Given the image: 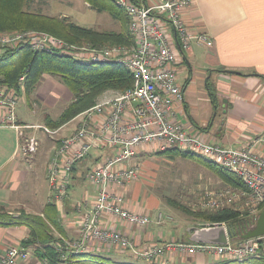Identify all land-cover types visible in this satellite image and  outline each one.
<instances>
[{"label":"built area","instance_id":"1","mask_svg":"<svg viewBox=\"0 0 264 264\" xmlns=\"http://www.w3.org/2000/svg\"><path fill=\"white\" fill-rule=\"evenodd\" d=\"M192 2L157 0L139 5L132 0H116L128 17L129 44L77 47L42 32L0 30V53L27 44L34 51H60L85 63L116 62L133 77L130 87L105 90L94 105L79 113L77 128L60 139L48 160L47 201L60 206L77 162L84 159L94 146L113 149L111 156L96 162L86 173L95 193L91 200L83 199L81 205L86 207L85 210L79 208L76 216L78 238L70 241L61 237L62 243L56 246L63 260H67L69 254L89 252L99 245L107 249H130L147 260L171 251L239 262L264 257L262 235L235 238L224 223L211 225H225L226 243L157 240L146 247L113 223L112 218L118 219L141 231L151 222L161 225L170 219L171 215L162 211L151 218L147 213L131 211L126 206L124 190L139 174V165L132 159L147 144H154L160 151L177 148L198 153L216 161L241 180L243 188L226 186L206 191L203 207L209 211L233 205L237 209L246 208L254 215L264 202V155L251 148L264 144V134L253 138L249 146L226 148L189 133L177 119L175 104L181 103L184 95L182 85L177 81L179 51L171 39V31L175 33L181 50L191 49L193 43L212 45V40L204 32L190 30L182 20L183 10ZM17 82L20 90L0 84V124L17 123L15 110L24 89L25 74L19 76ZM43 129L48 134L55 133L45 126ZM27 138L20 142V150L25 155L34 153L38 147L37 137L28 135ZM31 257L35 259L34 264H50L47 258L33 257L30 249L19 243L7 246L0 256V264L27 263Z\"/></svg>","mask_w":264,"mask_h":264},{"label":"crops","instance_id":"2","mask_svg":"<svg viewBox=\"0 0 264 264\" xmlns=\"http://www.w3.org/2000/svg\"><path fill=\"white\" fill-rule=\"evenodd\" d=\"M155 1L157 0H146L145 3L150 4ZM36 5L37 11L42 7L48 15L60 13L62 16L72 18L75 24L83 27L127 31L129 34L128 17L124 11L120 16L121 20L108 11H97L85 0H45ZM96 13L102 15L101 19ZM181 17L190 30L204 32L212 40V45L193 43L191 49L181 50L176 42L175 33L171 31V39L179 51L176 64L177 81L182 85L184 95L183 101L175 104L177 119L189 133L211 144L231 148L251 145L253 138L264 134V0H193L190 6L183 10ZM47 75L49 74L42 76L35 92L31 95L40 100V106L49 102L45 89L50 87L48 86L50 83L47 85L45 81L41 83L43 79L48 81ZM53 86L52 89L56 91L66 88L60 83ZM21 95L15 111L17 122L20 125H38L40 119L36 109L30 108L29 114L32 120L24 118L26 111L21 101L27 105L28 99L23 91ZM79 119L80 116L76 115L55 129L57 135L50 136L53 143L51 147L48 144L42 146L43 131L34 128L23 129L25 134L37 137V150L41 145L42 150L47 149L50 152L42 163L36 161L38 155L30 159L29 155H23L20 150L22 138L18 129L0 124V209L15 215L17 210L22 208L43 215L49 194L46 180L48 160L60 139L77 128ZM147 146L156 147L154 144H147L138 151L133 160L139 157ZM251 148L264 155V144L252 145ZM112 152L113 149L107 146H94L89 154L78 162V166L75 165L70 188L61 210L63 236L73 240L78 238L76 216L80 210L86 209L81 205L83 199L91 200L95 193V187L87 180L86 173L93 163L111 156ZM86 160L91 162L90 166L87 165ZM203 160L195 163L213 175L208 165H202L205 161ZM140 171L139 168L138 177L124 190L126 206L131 211L147 213L154 218L158 211L165 209L163 199L148 191L145 187L148 178L144 179ZM40 178L42 181L44 179L48 189L47 196L44 197H40L37 192ZM212 179L224 184L218 176L213 175ZM86 182L89 187H84L83 184ZM112 219L115 226L129 235L133 233L136 238H140V233L142 236L140 239L144 242L148 238L155 239L154 234L162 231L160 227L164 226L151 222L144 230L139 231L121 220ZM28 231V228L21 225H0V256L8 245L21 244L20 242L28 236ZM91 251L104 252L99 247H94ZM105 251L108 253L112 249ZM32 254L33 257L36 256ZM34 261L35 259L32 258L30 262L20 264H34ZM197 262L204 264L203 260Z\"/></svg>","mask_w":264,"mask_h":264},{"label":"trees","instance_id":"3","mask_svg":"<svg viewBox=\"0 0 264 264\" xmlns=\"http://www.w3.org/2000/svg\"><path fill=\"white\" fill-rule=\"evenodd\" d=\"M28 1L31 3V0H0V30H25L30 28L45 30L63 37L69 40L71 44H76L77 46L90 44L101 47L131 43L127 31L83 27L72 22L68 16L45 15L38 11L26 9L24 7L28 5ZM85 1L89 2L97 11H108L112 16L120 19V16L124 13L118 7L116 0ZM132 1L139 5L146 4V0ZM22 74H25L23 93L28 101L31 99L32 93H34L38 82L44 74L57 76L72 94V100L56 118H52L49 115L46 116L45 125L51 130L58 129L76 115L94 105L97 98L105 90H124L130 87L133 81L132 74L116 62L85 63L70 54L60 51H34L27 44L8 48L0 53V84L14 86L17 90H20L17 79ZM212 99L215 102L214 96ZM163 151L184 152V154L182 153L184 156H189V153H191L177 148ZM172 155H175V153ZM202 158L207 162L209 161L204 156ZM209 164L208 167L226 184L223 187L228 186L238 189L244 187L241 180L224 167L218 164H215V166H210ZM262 207H264V202L258 206V211ZM182 209L188 212L184 207ZM45 210L47 211L41 215L20 208L14 215L12 212L0 209V225H21L28 228V236L20 242L21 245L26 248L32 246L33 252H31L38 258H47L50 264H73L80 255L93 259L102 257L100 253L89 251L69 254L67 260H63L61 257L62 253L56 249L59 242H56L53 236L56 232L60 237H65L61 234L63 233L61 226L62 208L58 207L56 203L47 201ZM250 216L252 214L246 208L237 209L233 205L214 212H207L205 216L203 215L204 219L210 222H226L227 227L233 234H235L233 232L234 227L245 226ZM258 260H262L258 264H264V257Z\"/></svg>","mask_w":264,"mask_h":264},{"label":"rangeland","instance_id":"4","mask_svg":"<svg viewBox=\"0 0 264 264\" xmlns=\"http://www.w3.org/2000/svg\"><path fill=\"white\" fill-rule=\"evenodd\" d=\"M40 1L45 2V0H33V2L30 4V2L28 1L27 2L28 5H25L24 8L30 9L31 11L32 10L37 11L36 4H38ZM64 8L67 9V7H64ZM38 12L48 15L46 11L44 10V8L42 7H39ZM56 14L57 16H62V14L60 13H56ZM96 14H97V17L101 19L102 15H100L99 13H96ZM69 19L72 21V18L69 17ZM3 30L42 32V33H46V34H50L55 37H58L64 40L65 42L71 44L69 40L63 37H59L45 30H38V29H32V28L25 29V30H21V29H12V30L3 29ZM74 46H77V45L75 44ZM79 46L88 47V46H93V45L84 44V45H78L77 47ZM94 47H97V46H94ZM47 76L49 77L48 81L50 82L43 79L41 83L43 81L46 82V85L50 83L48 85L50 87H48V89H45L46 92L42 88L43 92H45V94H48L46 97L50 103L48 102L40 106V100H38L35 96L34 97L32 96L29 101H26L27 105H25L24 101H21V103H23L22 107L26 111V114H27V116H25L26 114L24 115L25 119L32 120L29 114L31 113L30 108L36 109V113L40 119L38 123L39 126L35 124L34 127H27L28 125L30 126L31 124L20 125V123L18 122H17L18 124L16 122L15 124L9 123L7 124V126H11V127L18 129L19 135L24 128L26 129L34 128V129L41 130L45 132V134L42 132V135H43L42 146H47L48 144L51 147L53 143L50 140L51 139L50 136L55 137L57 135V132L54 130L55 133H52L49 136V134L43 129V126L47 127L45 125V118L47 115H49L52 118H56L61 113L62 109L72 100V94L67 88H64V90L61 88L62 91L58 89H57L58 91H56L54 88L52 89V87H54L53 84H57V83L62 84V83L60 82L57 76H53V75H47ZM1 111L2 110L0 108V120H1ZM28 135L29 134H25L23 132V135L20 136V138L24 139L26 137V140H27ZM39 144H40V139H39ZM40 146L41 145H39L38 150L41 149ZM226 148H229V147H226ZM38 150L37 152L35 151L34 153L31 152L28 158L29 159L31 157L36 158V156L38 155L39 158H37L36 161H39L42 163L44 161V157L48 158L50 152L47 149H45L46 151L42 149L41 151H38ZM180 150L187 151L183 149H180ZM173 153H175V155H172ZM182 153L184 154V152ZM182 153L179 151L164 152V151H160L157 147L147 146V149L140 156L138 155L139 157L135 158L134 160L132 159L133 160L132 162H135L136 164L138 163L139 168L141 170L140 173L143 175V178L144 179L148 178L147 183H146L147 185H145L148 191L162 197L161 199H163L165 209H162L160 211H162L165 214L171 213L170 219L166 220L165 223H163L165 227L164 226L160 227V229L162 230L160 231L161 233L160 232L156 234L153 233L155 235V239L148 238V240H146L145 242L142 241L140 243L139 241H141L140 238H142V236L139 233L140 238L137 239V243L142 246L146 247V246L151 245L152 243H157V240H160V241L189 240L188 232L186 231V228L191 225L192 226H208L213 223H224L225 225H227L226 222H210L204 219L203 217V215L205 216V213L207 212H214L211 210L209 211L208 209L203 207L205 192L209 190L219 189L223 187L224 184L217 180L213 181L214 180L212 179L213 175L215 177L218 176L214 171H212L213 175L209 172L207 173L206 170L201 169L202 167L198 165L197 163H195L196 161L201 162L203 160L202 155L191 152L192 154L189 153V156H184ZM23 155L25 154L23 153ZM206 159H208L209 161L207 162L206 160L205 161L203 160L204 161V163H202L203 166L208 165V163H210L209 164L210 166L211 165L215 166V164H217L216 161L210 158L206 157ZM85 162L87 163V165L89 166L91 165L90 161L86 160ZM78 164L79 163H77L76 165L78 166ZM92 165H94V163ZM83 185L84 187H89L87 182L84 183ZM37 186H38L37 192L39 193V196L40 197H44V195L47 196L48 189L46 188L44 179L42 181V178H40ZM63 203H64V200L62 204L58 207L62 208ZM183 207L187 209L188 212L183 210L182 209ZM262 209H264V207H262L260 210ZM260 210L258 211V213L250 216L245 226L234 227V233L236 236L235 238H242L244 234H246L248 231L253 230L255 228L258 216L260 214ZM44 211L46 212L47 210H44ZM261 235L264 238V234H261ZM53 236L56 242L58 241L59 243H62V239L59 234H56L55 232ZM130 236L134 238L133 233H131ZM67 239L70 241H73V239H69V238ZM99 248L101 250H104L103 253H100L102 256L101 258L93 259L91 257L80 255L79 258L75 259L76 262L73 264H198L199 262L197 261H201V260H203L204 264H258V263H261L262 261L256 258H249V259H246L244 262L224 260V259H212L208 255L203 256V255H192V254L190 255L187 253L182 254L177 251L166 252L162 256L156 257L151 260H147L143 257L138 256L137 254H134L133 252H131L130 249L113 247L111 248L112 249L111 252L105 253L107 252L105 250H108L107 247H105L104 245H99ZM30 250L31 251L33 250L32 246L30 247ZM197 258L199 259L197 260Z\"/></svg>","mask_w":264,"mask_h":264},{"label":"water","instance_id":"5","mask_svg":"<svg viewBox=\"0 0 264 264\" xmlns=\"http://www.w3.org/2000/svg\"><path fill=\"white\" fill-rule=\"evenodd\" d=\"M188 239L196 242L226 243L227 229L223 224L208 226H188ZM264 234V209L260 210L256 226L253 230L248 231L242 238H248Z\"/></svg>","mask_w":264,"mask_h":264}]
</instances>
